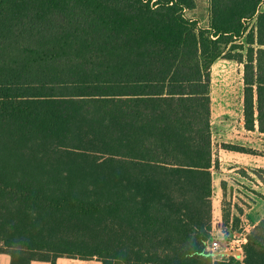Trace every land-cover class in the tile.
Masks as SVG:
<instances>
[{
    "label": "trees",
    "instance_id": "obj_1",
    "mask_svg": "<svg viewBox=\"0 0 264 264\" xmlns=\"http://www.w3.org/2000/svg\"><path fill=\"white\" fill-rule=\"evenodd\" d=\"M151 1L0 0V252L12 264V235L43 255L30 261L264 264V219L243 261L207 251L212 66L242 68L245 129L264 134V0H211L208 27L184 0ZM86 226H109L114 244L89 248Z\"/></svg>",
    "mask_w": 264,
    "mask_h": 264
},
{
    "label": "crops",
    "instance_id": "obj_2",
    "mask_svg": "<svg viewBox=\"0 0 264 264\" xmlns=\"http://www.w3.org/2000/svg\"><path fill=\"white\" fill-rule=\"evenodd\" d=\"M236 65L237 62L233 60L219 58L212 66V84L218 76L215 73L216 67L220 75H223L224 68L235 74ZM234 74L232 80H235ZM211 109L212 130L219 132L216 142L218 146L213 143L214 159L218 164L213 170V215L215 219H220L223 208L230 206L233 217L240 221V228L245 227L247 234L264 219V156L258 152V137L264 134L245 129L242 103L236 123L225 118L234 114L235 105L223 103L217 117L214 114L218 111L214 112L213 104ZM222 145H232L246 151L228 150ZM219 257L222 258L220 260L230 258L227 253ZM12 260L9 253L0 252V264H12ZM32 264L47 263L34 261Z\"/></svg>",
    "mask_w": 264,
    "mask_h": 264
},
{
    "label": "rangeland",
    "instance_id": "obj_3",
    "mask_svg": "<svg viewBox=\"0 0 264 264\" xmlns=\"http://www.w3.org/2000/svg\"><path fill=\"white\" fill-rule=\"evenodd\" d=\"M157 0H152L150 6H153ZM184 3L188 5L189 8L185 11V15L188 19L198 21L201 27H208L211 22V0H184ZM260 12H264V3L259 7ZM251 28L256 26V20L250 23ZM236 52V51H235ZM217 67L215 68V73H218L217 80H214L213 84L211 83V97H212V104L213 109L216 114H219V107L223 103H228L229 105H235V111L233 115L225 116L227 120H233L236 123L237 115L239 110L241 109V99H242V91H243V84L241 81L242 78V68L237 64L235 66V74L232 70L228 68H224L223 75H220V71L217 72ZM233 74L235 75V80H232ZM214 116V117H215ZM217 117V116H216ZM215 117V118H216ZM213 134V143L216 144L218 140L219 132L218 130H212ZM216 146H218L216 144ZM258 152H264V135L258 137ZM214 170V169H213ZM214 201V192L212 197V206ZM213 226L215 235L212 239H210L209 243L218 241L222 247L230 246V242L237 239L236 234L239 231L241 224L240 221L233 217L232 210L230 206H226L223 208V212L221 214L220 219H215L213 215ZM253 230V229H252ZM251 230V231H252ZM251 231H249L248 236L250 235ZM83 235L87 236L91 239L90 243H88V247L94 250L108 248L112 244V232L107 226L106 231H103L101 228L95 229H88L86 226L85 231L82 233ZM17 235H12L10 238H14L11 241L9 238L8 240H3L1 244V248L4 250H8L13 252L16 259V264H32L34 261H30L32 259H37L38 257L43 256L42 254L36 253L31 254L27 250V247L19 240V238L15 239ZM218 238V239H217ZM217 239V240H216ZM208 243V245H209ZM228 252L227 250L223 251H215L210 252V255L215 261H228L230 258L227 257L224 260H220L219 256L223 255ZM228 254V253H227ZM219 255V256H218ZM219 257V259H218ZM35 262H43L47 264H102L97 258L93 259H81V258H70L67 256L59 257L51 259V261H39L36 260Z\"/></svg>",
    "mask_w": 264,
    "mask_h": 264
},
{
    "label": "built area",
    "instance_id": "obj_4",
    "mask_svg": "<svg viewBox=\"0 0 264 264\" xmlns=\"http://www.w3.org/2000/svg\"><path fill=\"white\" fill-rule=\"evenodd\" d=\"M212 230L214 236L215 235L214 226L212 227ZM237 232L238 233L240 232V234H238ZM237 232L236 234H234L237 236V239L233 240V242H230V246H225L224 248L218 241H214L209 243L207 247V251L210 253L215 251L221 252L223 250H227L228 252L226 253L229 254L230 258L232 257L236 260L243 261L245 258L244 246L247 244L248 241V233L247 234L245 233L246 232L245 227L240 228L239 231Z\"/></svg>",
    "mask_w": 264,
    "mask_h": 264
}]
</instances>
